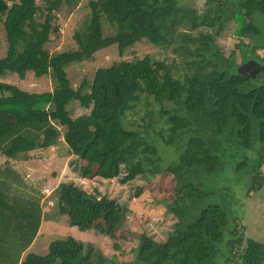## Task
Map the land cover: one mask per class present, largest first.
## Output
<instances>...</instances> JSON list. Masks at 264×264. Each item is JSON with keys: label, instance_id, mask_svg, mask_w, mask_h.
<instances>
[{"label": "trees", "instance_id": "1", "mask_svg": "<svg viewBox=\"0 0 264 264\" xmlns=\"http://www.w3.org/2000/svg\"><path fill=\"white\" fill-rule=\"evenodd\" d=\"M43 1L40 7L35 0H0L6 41L0 76L13 72L24 79L32 71L48 75L53 83L51 90L30 92L0 81V119L8 115L10 121L0 127V156L7 161L25 157L62 136L80 162L82 177L117 178L125 184L139 175L154 176L161 171L150 168L160 163L157 151L136 129L123 127V112L139 93L152 97L161 111L170 102L163 142L174 145L186 137L178 160L166 167L177 181L176 198L165 204L176 221L161 248L140 243L130 263L103 257L92 243L71 236L52 240L43 255L24 254L43 219L41 195L6 162L0 169V264H213L218 246L235 248L244 264H264V243L239 232L237 223L225 234L228 213L218 204L198 206L205 192L186 179L191 168L222 169L225 144L220 139L233 135L245 154L232 171L250 177L251 189L262 187L264 82L237 68L247 58L258 59L256 49H264V0H206L201 12L181 0H89L90 11L72 35L76 46L54 52L46 48L56 32L54 12L80 0ZM231 20L234 34L249 39L238 44L240 63L234 52L224 55L216 42ZM143 39L181 56L183 74L174 73V61L147 54L99 67L91 81L83 78L71 86L66 71L71 64L92 61L97 51L113 44L121 56ZM259 60L264 63V57ZM73 102L85 113L73 116ZM56 193L55 214L69 215V224L80 230L99 220L112 227L123 221L124 209L116 211L113 198L87 192L72 181L60 182Z\"/></svg>", "mask_w": 264, "mask_h": 264}, {"label": "rangeland", "instance_id": "2", "mask_svg": "<svg viewBox=\"0 0 264 264\" xmlns=\"http://www.w3.org/2000/svg\"><path fill=\"white\" fill-rule=\"evenodd\" d=\"M88 1L80 0L75 6L63 4L57 12H54L53 24L56 27V32L51 34L50 42L46 45L49 52L65 51L76 46L72 35L90 11ZM35 2L40 7L44 5L43 0H35ZM205 2L206 0H181V4L189 5L199 12L205 7ZM256 19H258V15H256ZM1 24L0 56L4 54L6 48ZM235 26V22L231 20L216 42L224 55L227 56L234 52L235 62L240 63L242 51L238 44L240 40L248 43L249 39L235 35ZM109 32L110 29L107 26L105 33ZM257 52L261 56L264 55L262 48H258ZM147 54L166 63L174 61L177 66V72L174 73L183 74L184 63L181 56L174 53L171 48L163 49L143 39L126 49L121 56L114 44L101 49L94 54L92 61L71 64L66 69L67 76L71 86L77 87L83 78L91 81L95 70L99 67H106L123 59L142 58ZM0 81L15 84L30 92L48 91L53 87L48 75L35 76L32 71L27 72L24 79L19 78L16 73L8 72L0 76ZM172 105L168 102L164 110L161 111L160 105L152 97L139 93L123 112V127L136 129L141 137L153 145L157 151L160 163H153L150 168L154 171L161 169V171L154 176L148 173L139 175L125 184H121L117 178L107 180L97 176L82 177L78 173L80 162L77 163L74 156L70 155L62 136L57 143L48 148L33 150L29 160L26 155L10 161H7L4 156H0V169L8 162L20 172L28 186L34 188L41 195L40 205L44 220L41 222L35 239L24 254L31 252L43 255L47 252L48 244L52 240L68 236L83 242H90L95 250L102 253L103 257L122 263L133 262L135 249L140 243L151 249L162 247L176 221V217L170 214L165 207L166 203H171L176 198L177 187L174 175L167 171L166 167L178 160L186 139L183 137L174 145L163 142V137L167 134L165 132V128L168 126L167 113ZM70 109L75 117L85 113V110L79 107L76 102L70 104ZM9 124L8 115H2L0 127ZM220 140L225 144L223 146L222 169L216 172H205L191 168L188 172L186 171V179L194 182L205 192L203 197L197 200V205L218 204L228 213L229 223L225 234L234 223H237L239 232H244L246 237L264 243V163L259 168L263 177L262 187L259 190H253L250 177L243 176L242 171L238 173L237 177V174L232 171L234 164L242 159L241 154H245V151L237 148L233 135H227ZM246 154L252 156L251 152ZM148 157L153 158L151 155ZM82 163L85 162L81 160ZM241 176L242 178H240ZM68 181L74 182L87 192L94 193V190H97L100 195L113 198L115 210L122 212L124 209L123 221L120 225L112 227L105 220H99L95 222L93 228L83 231L69 224V215L57 216L55 214L56 187L60 182ZM138 188L141 189L140 193H137ZM177 199H179V195ZM213 264L244 263L238 260L235 248L230 251L228 248L218 246Z\"/></svg>", "mask_w": 264, "mask_h": 264}, {"label": "water", "instance_id": "3", "mask_svg": "<svg viewBox=\"0 0 264 264\" xmlns=\"http://www.w3.org/2000/svg\"><path fill=\"white\" fill-rule=\"evenodd\" d=\"M237 70L238 72L244 75L253 73V74L260 75L261 77H264V67L259 65L254 60H249L246 63L239 65ZM94 192L95 194L100 196V193L97 190H94Z\"/></svg>", "mask_w": 264, "mask_h": 264}, {"label": "flooded vegetation", "instance_id": "4", "mask_svg": "<svg viewBox=\"0 0 264 264\" xmlns=\"http://www.w3.org/2000/svg\"><path fill=\"white\" fill-rule=\"evenodd\" d=\"M263 38V37H262ZM263 43H264V40L262 41ZM264 50V49H263ZM256 54L258 55V59H255V58H247L246 60H244V61H242L241 63H240V65L241 64H244V63H246L247 61H249V60H254V61H256L259 65H261V66H263L264 67V63L261 61V60H259V59H261V57H264V55H259L258 54V52H257V49H256ZM246 76H249V77H251L253 80H255V81H257V82H264V77H261L260 75H257V74H253V73H251V74H246ZM262 80V81H261Z\"/></svg>", "mask_w": 264, "mask_h": 264}, {"label": "crops", "instance_id": "5", "mask_svg": "<svg viewBox=\"0 0 264 264\" xmlns=\"http://www.w3.org/2000/svg\"><path fill=\"white\" fill-rule=\"evenodd\" d=\"M33 154V152H30L29 154H28V156H27V159L29 160L30 158H31V155ZM42 220H44V215H43V219ZM55 220V219H54ZM52 221V220H51ZM56 221V220H55ZM42 222V221H41Z\"/></svg>", "mask_w": 264, "mask_h": 264}]
</instances>
